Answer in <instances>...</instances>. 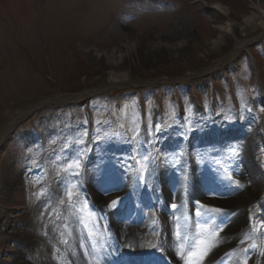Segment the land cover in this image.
<instances>
[{"label": "rangeland", "instance_id": "obj_1", "mask_svg": "<svg viewBox=\"0 0 264 264\" xmlns=\"http://www.w3.org/2000/svg\"><path fill=\"white\" fill-rule=\"evenodd\" d=\"M251 1L0 0V141L27 113L0 146V264H66L67 224L75 232L78 223L97 225L82 189L91 169L103 165L143 190L152 164L181 174L189 163L191 174L203 171L240 191L257 179L261 198L242 208L249 231H257L264 215V29L238 27ZM229 22L233 32L213 43ZM133 46L140 56L128 50ZM113 52L123 55L117 64L106 60ZM110 70L127 75L126 85L110 83ZM202 71L185 84L164 81ZM145 82L151 85L136 86ZM202 199L192 201L195 215L197 202L222 206ZM246 243L248 255L260 247Z\"/></svg>", "mask_w": 264, "mask_h": 264}, {"label": "bare ground", "instance_id": "obj_2", "mask_svg": "<svg viewBox=\"0 0 264 264\" xmlns=\"http://www.w3.org/2000/svg\"><path fill=\"white\" fill-rule=\"evenodd\" d=\"M215 7L217 10L226 12V8L222 4L218 3ZM251 7L250 16L243 23L238 24V27L247 31L249 27H255L258 23L264 29V6L261 0H252ZM234 26L235 24L230 22L221 26L222 34L213 43L222 41L225 35L232 33ZM239 44L238 48L245 47L247 42L244 40ZM155 46V44L147 45L142 49L145 51ZM138 49L133 46L128 50L132 51V54L140 56ZM105 57L109 64H117L123 59V55L117 52L107 54ZM127 80H129L127 75L121 76L115 70L109 71L110 83L118 86L122 83L126 84ZM103 166L92 168L84 185L85 192H88L96 212L98 211L95 214L97 225L96 227L95 224L91 226L89 231L78 228L75 232L71 221L67 224L65 237L70 233L68 242L64 243L65 253L69 255L67 264H88L90 261L91 264H109L111 258L117 257L120 252L121 259L125 263L142 255L151 257L157 253L161 254V259L168 264H177L176 261L179 263L183 254L180 249L184 250L188 237L191 240L198 235L197 230H194V226L197 224H194L191 232L193 238L188 235L182 242L179 237L182 230H185L186 221L189 219L192 223V201L196 197L203 198L202 202L204 203L218 201L222 205L219 207L226 209L222 220V223L225 221L221 227L222 235L216 236L215 243L211 246L201 242L203 251L205 249L208 251V255L202 259V264H223L226 254L229 250L234 249L236 243H244L252 238L245 214L239 209L261 198L263 189L261 190V183L257 179L251 186L240 191L236 188H227L223 180L212 177L203 171L191 174L189 163H183L179 168L181 171L184 166L181 174L156 168L149 170L150 182L147 187L148 196H146L144 190L138 189L131 180L123 179L122 171L117 170V173L115 170L105 167L107 165ZM242 173L246 178L251 179L250 169L246 168ZM119 182H121L120 188H126L127 195L123 197L126 200L119 208L110 207L113 200H118L116 199L118 197L114 196L120 189L118 188ZM137 190L139 191L137 192ZM52 195L54 194L52 193ZM173 204H177L175 209L172 207ZM210 214L209 211L205 212V216H210ZM89 217L93 221L92 213ZM263 219L264 217L256 222V226L259 228L256 237L260 241V248L256 252V256H251L249 264H264V224L261 225ZM61 225L63 226V223ZM17 234L20 235L18 231ZM50 236L49 230L46 239H50ZM76 239L79 240V245L76 243ZM83 248L86 249L85 252H82ZM242 250V247L235 249V252L231 253L225 263L243 264L246 255L243 254L244 252L241 253ZM107 251H110L109 254ZM9 253L23 257L24 252L23 250H9ZM84 254L87 255V261H84L86 260ZM91 257L94 260H91ZM15 261L12 263L30 264L26 260ZM43 264L61 263L50 258Z\"/></svg>", "mask_w": 264, "mask_h": 264}, {"label": "snow or ice", "instance_id": "obj_3", "mask_svg": "<svg viewBox=\"0 0 264 264\" xmlns=\"http://www.w3.org/2000/svg\"><path fill=\"white\" fill-rule=\"evenodd\" d=\"M75 167H76V168H79V167H80L79 162L76 163ZM237 184H238V182H237ZM69 196L71 197V193H69ZM118 203H119L118 200H113V201L111 202L110 207H115ZM197 203H198L199 208H201V209H205L206 211H211V212H214V213H219V214H221V215L224 214V209H221V208H214V207H209V206L204 205V204H202V203H200V202H197ZM172 207H173V209H175L177 206H176V205H172ZM198 214H200V213H198ZM207 255H208V251H207V249H205L204 251H202V252L200 253V256H201L202 258H203V257H206ZM245 264H247L246 261H245Z\"/></svg>", "mask_w": 264, "mask_h": 264}]
</instances>
